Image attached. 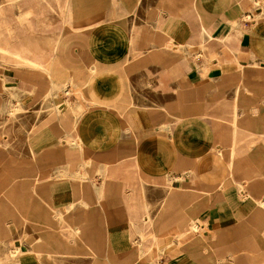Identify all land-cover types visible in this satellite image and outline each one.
Returning a JSON list of instances; mask_svg holds the SVG:
<instances>
[{"label": "crops", "instance_id": "0c3cea01", "mask_svg": "<svg viewBox=\"0 0 264 264\" xmlns=\"http://www.w3.org/2000/svg\"><path fill=\"white\" fill-rule=\"evenodd\" d=\"M87 1L90 19L83 24L74 22V0L62 4L71 27L86 29L91 61L83 86L77 67L70 73L61 56L51 54L56 50L32 54L38 51L0 42V119L13 76L3 69L9 67L4 49L40 63L19 66L18 75L22 68L44 72L48 106L57 114L67 110L55 120L41 115L25 153L20 148L16 158H1L19 182L22 173H33L18 184V213L33 214L40 231L50 223L49 233L39 236L41 249L65 244L52 228L59 213L80 231L98 264L140 261L138 236L156 248V256L138 264H264V0H99L97 10ZM32 6L20 16L39 17L52 3ZM92 22L100 24L89 27ZM199 45L209 46V61L201 62ZM143 85L140 95L132 91ZM232 106L243 134L255 135L240 148L237 119L233 129L218 120L230 117ZM165 183L173 190L163 193ZM161 194L160 226L151 231L144 227L150 216L139 208ZM188 219L196 229L179 243Z\"/></svg>", "mask_w": 264, "mask_h": 264}, {"label": "rangeland", "instance_id": "374dc122", "mask_svg": "<svg viewBox=\"0 0 264 264\" xmlns=\"http://www.w3.org/2000/svg\"><path fill=\"white\" fill-rule=\"evenodd\" d=\"M74 1L76 3L73 12L74 22H80L81 24L87 23L89 21L88 19H90V16L88 15L90 10L89 6L87 4H85V6L82 5L83 0ZM98 1L99 0H93L94 6L91 9L97 10ZM50 2L52 3V8H45L39 17L32 13L24 19L20 14L23 13L24 9L28 10L33 8L32 4L35 3V0H0V42L8 45L10 44V46H15V48L18 49L28 47L32 50L38 51L32 54H40V50L42 51V54H49L44 50H56V53L54 51V53L51 54L60 55L62 63L67 65V70L70 73H73L74 66L77 67L76 80H80L83 86L85 85L88 71L86 65L91 61L83 46V35L85 32L84 30L86 29L82 30L83 26H81L79 30L73 29L70 22L68 20L66 21L67 16L62 12L64 8L62 5L64 0H36V3L48 4ZM86 2L88 3L87 0ZM254 2L255 1L253 0L252 3ZM23 3H25V7ZM242 18H245V16L242 15ZM20 21L27 24L24 26L25 28H19ZM37 23L39 25H37ZM99 24L100 22H92L88 26L93 27L98 26ZM54 38L60 40L58 44H53ZM199 47L202 51L201 62L209 61V46L208 48H205L199 45ZM4 51V53H9V50ZM19 52L22 54L21 51ZM198 54L199 51H195L193 56ZM1 55L3 54L0 53V66H2L3 63ZM7 55H9V59H6L7 61H5L4 64H9V67L4 66L3 69H8L13 76L12 81L9 82V86L5 89L8 90L7 93L9 99L5 103L6 111H4L0 119L7 120L6 123L3 124L4 126L0 124V141L6 139V145L0 148V264H21L23 259L33 260L35 257L45 260V264H98V255L93 248L86 245L82 246L80 231L71 230L69 225L61 218V214L57 213V216L56 214H53L54 217H58V223L57 225L54 223L52 228L55 230L54 232L58 233L61 237V242H64L65 244L58 248L54 247L53 251L49 252L50 249L48 246L44 247V251L41 249L42 246L39 244V236L41 232L46 231L49 233L51 229L50 223L43 222L42 227L44 229L40 231L39 219H35L33 214L18 213V210H20L18 184L24 179V182L32 180L33 173L26 172L25 176H23L24 173H22L23 175L20 174L23 178H21V181L19 182V177L17 176L19 174L17 173V170L10 171V168L13 167L5 164L3 165L1 158H16L20 148L29 146V137L35 132L37 128L36 123H38L39 126L41 115L47 114L52 120H55L57 115H59V118H62L61 115H66L67 110L65 108L61 109L57 114L52 106H48V102H46L48 99L46 93L48 89V79L44 72L22 68L19 70V72L22 73V76L18 75L19 66L26 65V67H31V65L25 61H19L18 57L11 55L10 53ZM35 66H40V64H35L34 67ZM142 88L145 89V85L140 86L138 90L133 88L132 91L140 95ZM65 92L62 91L61 94H64ZM67 94H72V91H67ZM65 97L66 96H63V99H65ZM22 98H26L30 101L25 104L22 101ZM141 99L142 100L139 102L130 101V104L135 105L142 103L145 100L144 97ZM36 100L38 101L37 104H35ZM235 103L240 107V101H234L233 104ZM229 109H231L230 106ZM8 110H11L13 114ZM228 114L231 116L219 117V123L228 125L233 129V125H235L233 123V118L235 117L237 119L236 123L238 127H236L235 133L237 138L236 144L237 147L240 148L243 143V138L245 143H248V137L255 135L243 134V129L241 127L242 118L240 116H235L236 110H234L233 106L232 112H228ZM2 135L4 138H2ZM68 141L71 143L74 142L71 139ZM20 151L25 153L24 148ZM232 156L235 160H238L241 157V153L235 152ZM236 167L237 166H234L235 173H237V171H235ZM28 174L29 176H27ZM161 190L163 193H167L168 191L173 190V186L170 183H165L161 186ZM203 192L207 193L208 191ZM162 198L163 195L161 194L153 205L147 204V208L144 210V205L139 208L141 211L147 212L148 216H150V219L144 223V227H147V229L151 231L153 228H156V226H160L159 221L163 209ZM141 214L139 215V218ZM194 225V220L188 219L185 228L177 235V242L181 243L184 239L190 237L196 229ZM35 233H37L36 239L34 236ZM150 240L152 239L144 237L142 240L141 238L140 241L142 246L138 249V236L135 246L137 247L138 259H140V261L135 260L128 262L123 260L121 264L142 263L146 260V256L149 257V254L151 253H154L156 256L155 245L150 244ZM146 246L150 247L148 252ZM110 257L111 259L114 258L113 256ZM116 264H119V262H116Z\"/></svg>", "mask_w": 264, "mask_h": 264}, {"label": "bare ground", "instance_id": "6f19581e", "mask_svg": "<svg viewBox=\"0 0 264 264\" xmlns=\"http://www.w3.org/2000/svg\"><path fill=\"white\" fill-rule=\"evenodd\" d=\"M203 39V38H202ZM60 41V40H59ZM204 42V41H203ZM1 50H2V48H0ZM4 50H6V49H4ZM3 50V51H4ZM11 55H14V56H16V57H19V58H22L25 62H27L29 65H31L32 67H34V65L35 64H40V63H37V62H35L33 59H31V58H29V57H27V56H24V55H22L18 50H16V49H12V50H9L8 51ZM235 58V57H234ZM222 61H223V59H221ZM237 61V60H236ZM242 62V61H241ZM225 63V62H224ZM47 73H49L48 72V68H47ZM10 111V113L11 114H13V112L11 111V110H9ZM154 243V241H152V244ZM142 246V245H141ZM137 247H138V249H140L139 247H140V245L138 244L137 245ZM157 247V246H156ZM158 248V247H157ZM149 251V250H148ZM11 253V252H10Z\"/></svg>", "mask_w": 264, "mask_h": 264}, {"label": "built area", "instance_id": "2783aa9c", "mask_svg": "<svg viewBox=\"0 0 264 264\" xmlns=\"http://www.w3.org/2000/svg\"><path fill=\"white\" fill-rule=\"evenodd\" d=\"M248 19H251V17H250V15H248V17H247Z\"/></svg>", "mask_w": 264, "mask_h": 264}]
</instances>
